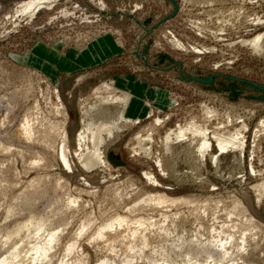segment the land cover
Listing matches in <instances>:
<instances>
[{
  "label": "bare ground",
  "instance_id": "1",
  "mask_svg": "<svg viewBox=\"0 0 264 264\" xmlns=\"http://www.w3.org/2000/svg\"><path fill=\"white\" fill-rule=\"evenodd\" d=\"M50 2L29 4L36 8ZM256 22L264 24V19L257 17ZM239 41L264 53V29ZM169 42L186 50L176 38ZM38 75L35 82L26 76L22 86L0 96L5 110L1 124L17 116L15 128L0 136V264H89V250L95 255L93 264H256L254 252L258 234L264 237V223L242 201L173 193L147 168L140 174L151 188L137 186L131 176L112 178L111 170L134 168L108 154L124 131L141 122L128 116L134 98L130 91L117 88L113 81L94 87L78 103L80 128L71 145L69 114L59 91L49 85L43 89ZM202 109L201 118L191 116L163 135L159 128L165 118L154 116L133 132L128 141L131 155L141 153L152 159L155 155V166L163 175L179 173L174 159L180 155L195 160L190 169L196 162L205 165L209 158L219 172L222 155L232 151L241 165L246 145L243 131L248 126L241 122V127L232 129L224 124L210 127L208 121L218 112L205 105ZM153 111L149 106L147 117ZM255 126L254 137L264 120ZM156 136L160 144L154 150ZM102 169L110 175L105 185L87 181L85 173ZM74 174L84 175L79 179L81 187L73 186ZM252 188L259 202L264 184ZM84 193L90 198L84 199Z\"/></svg>",
  "mask_w": 264,
  "mask_h": 264
},
{
  "label": "rangeland",
  "instance_id": "2",
  "mask_svg": "<svg viewBox=\"0 0 264 264\" xmlns=\"http://www.w3.org/2000/svg\"><path fill=\"white\" fill-rule=\"evenodd\" d=\"M30 1L37 0H0V96L13 86H22L27 77L36 81L39 74L43 89L49 85L59 91L74 145L80 128L79 101L101 82L113 81L134 96L128 116L141 119L109 148L108 154L117 163L134 166L131 172L111 170L114 180L131 176L137 186L151 188L140 174L147 168L173 193L210 195L226 202L238 199L264 223V191L258 202L252 188L264 184V126L254 137L255 125L264 120V53L239 41L264 29V24L254 23L257 17L264 19V0H52L36 8ZM173 38L186 50L173 48L169 42ZM204 105L218 112L209 119L210 127L224 124L232 129L241 127V122L248 126L243 131L246 145L241 165L232 151L222 155L219 172L209 158L205 165L196 162L195 169H190L195 160L180 155V161L174 159L179 173L163 175L155 166V155L153 159L141 153L131 155L128 141L133 132L154 116L165 118L159 128L163 135L191 116L201 118ZM149 106L154 108L151 117L146 115ZM4 112L1 106L0 124ZM13 119L0 125V136L15 128L17 116ZM15 167L20 169L21 164L16 162ZM55 169L60 171L61 166ZM107 173L102 169L84 175L89 183L102 187L110 179ZM75 174L73 186L81 187L79 179L84 175ZM84 194V199L90 198ZM257 242L254 261L264 264L262 234ZM89 255L93 264L95 255L91 250Z\"/></svg>",
  "mask_w": 264,
  "mask_h": 264
},
{
  "label": "crops",
  "instance_id": "3",
  "mask_svg": "<svg viewBox=\"0 0 264 264\" xmlns=\"http://www.w3.org/2000/svg\"><path fill=\"white\" fill-rule=\"evenodd\" d=\"M134 110L136 111V108H135ZM134 110L131 109V111H134ZM131 111H130V112H131Z\"/></svg>",
  "mask_w": 264,
  "mask_h": 264
}]
</instances>
